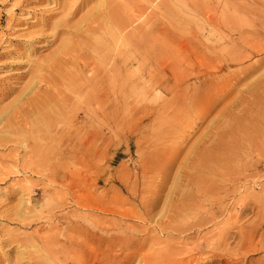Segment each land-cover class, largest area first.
Returning <instances> with one entry per match:
<instances>
[{
  "label": "rangeland",
  "instance_id": "1",
  "mask_svg": "<svg viewBox=\"0 0 264 264\" xmlns=\"http://www.w3.org/2000/svg\"><path fill=\"white\" fill-rule=\"evenodd\" d=\"M36 1L20 4L21 9L14 6L17 0H0V52L25 38L28 28L16 26L15 19L27 17L26 8L50 6ZM173 7L175 47L188 38L203 52L198 56L206 58L177 71L191 83L187 91L194 92L197 105L177 111L172 106L139 130L138 118L172 95L162 87L150 92L139 87L134 104L125 109L127 116L110 127L95 121V152H51L44 148L49 144L44 133L24 137V142L2 133L0 264H49L58 249L82 264H169L173 257L172 264L198 259L222 264L245 244L249 247L233 261L264 263V125L257 114L264 106V0H173ZM240 9H245L242 21ZM206 13L223 24L220 30L207 24ZM214 43L222 49L218 58L206 51ZM4 61L8 58H0V64ZM5 72L0 65V76ZM20 82L18 91L1 103L23 98L26 89L20 90L31 78ZM82 138L63 143L79 149Z\"/></svg>",
  "mask_w": 264,
  "mask_h": 264
},
{
  "label": "bare ground",
  "instance_id": "2",
  "mask_svg": "<svg viewBox=\"0 0 264 264\" xmlns=\"http://www.w3.org/2000/svg\"><path fill=\"white\" fill-rule=\"evenodd\" d=\"M34 1L36 0H17L14 6L17 8L20 4L23 6L29 5V3H33ZM178 1L180 2V0ZM36 2H47L50 6L32 9L30 7L31 10H27L26 8L25 13L28 16L15 19L16 26L18 24H25L26 26L24 27L28 28V31L23 32L25 38L17 40L11 49L9 48L6 51L0 52V58H8V61L0 64L6 70L0 76V100L18 91V86L22 82L20 80H23L27 76L31 78V84L22 86L20 90L26 89L22 92L23 98L14 104L9 103L5 105L1 103L2 101L0 102V135L2 133H10L9 135L13 134L17 138V141L22 142L24 137L44 133L49 138V144L44 148L51 152H95V121L99 120L104 125L107 124L110 127L112 123L121 118L123 119L124 115L127 116V112L124 113L127 111L125 109L130 103H133L134 99L132 95L139 87H142L143 92H146L145 90L150 92L162 87L167 91H164V94L168 92L172 94L168 100L164 98L162 103L150 107L153 108V111L149 108L151 113L138 118L141 122L139 130L147 128V123L151 119L164 114L172 106L177 111V109L179 110L183 106L184 108H186L185 106L188 107V103L192 106H195L197 103V98L192 95L194 92L191 94V92L187 91L191 83L186 82L187 80L182 78L183 76L178 77L177 71L181 65L188 66L200 58L193 63L195 66L197 62L206 60V58L201 59L202 57L198 56L202 55L203 52L198 53L195 44H190L191 41L187 40L188 38H186L185 42L178 44V47H175L173 37L171 36L172 31H174L172 25L173 0H37ZM202 4L199 7L205 5ZM21 7L19 6V8ZM208 9L209 7L206 6L203 10L208 11ZM244 12L245 9H240L238 12L237 17L241 21L242 17L240 16ZM207 15V24L211 25L214 30H220L223 24L217 21L218 18L215 15ZM11 24H13V17L9 15L7 26L11 27ZM228 25L231 26V24H224L226 27ZM189 34L194 35L192 32H189ZM194 37L195 35L192 39ZM178 41L179 43L181 42V40ZM216 41L217 39L215 38L214 42L216 43ZM215 43L209 46L211 50L207 46L206 51L207 54L211 53L218 58L222 53V49L216 46ZM42 50L49 51L46 54H42ZM36 53H41V55L37 56L35 55ZM231 53L229 52V54ZM33 56L34 58H32ZM262 66H264V62H262ZM217 67L218 69L221 68L220 65L213 66L214 70ZM5 78H9L8 80L10 81H4L7 80ZM200 78H196L199 84L209 87V83L202 81L204 79ZM182 85L185 87H182ZM226 87L228 89V86ZM211 88L213 87L211 86ZM221 96L224 98L222 94ZM261 99L264 100V97H261ZM207 105H209L208 102ZM198 106L196 107L199 108ZM244 109L247 110L245 106ZM143 110V108L140 109L144 114ZM251 110H253V107ZM257 114L259 117H262L261 123L264 125V106L258 110ZM32 116L34 118H31ZM260 128L264 129L261 125ZM79 137H83V140L80 139L82 143L79 141L81 143L79 149L78 144L77 147L71 145L69 148V144L65 145L63 143L64 141L73 143L74 141L72 142V140L79 139ZM255 138L258 137L256 136ZM252 146L254 147V145ZM154 150H157V148ZM247 237L250 238L249 236ZM84 242L86 243L85 240ZM248 247L249 244L241 245L238 247L237 253L234 252V258L232 255L231 259H233L231 261H226L222 264H238L239 262L233 260L240 254L241 250ZM64 252L62 249H58L56 255H54V259L49 264H82L81 261L68 256ZM172 261L174 262V260ZM198 261L192 262L193 264H201ZM31 264L39 263L35 261L31 262ZM186 264H191V261L188 260ZM250 264L252 263L250 262ZM259 264L264 263L261 262Z\"/></svg>",
  "mask_w": 264,
  "mask_h": 264
}]
</instances>
